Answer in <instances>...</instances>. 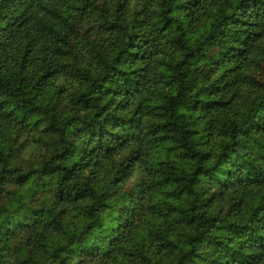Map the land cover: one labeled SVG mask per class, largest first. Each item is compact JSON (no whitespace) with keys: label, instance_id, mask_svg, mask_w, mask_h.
I'll list each match as a JSON object with an SVG mask.
<instances>
[{"label":"trees","instance_id":"16d2710c","mask_svg":"<svg viewBox=\"0 0 264 264\" xmlns=\"http://www.w3.org/2000/svg\"><path fill=\"white\" fill-rule=\"evenodd\" d=\"M0 264H264V0H0Z\"/></svg>","mask_w":264,"mask_h":264}]
</instances>
